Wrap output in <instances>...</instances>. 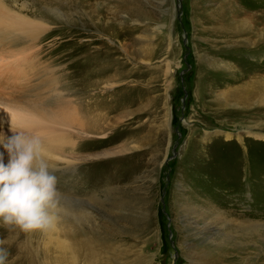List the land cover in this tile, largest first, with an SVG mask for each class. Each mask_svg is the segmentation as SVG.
I'll return each mask as SVG.
<instances>
[{"label":"rangeland","instance_id":"obj_1","mask_svg":"<svg viewBox=\"0 0 264 264\" xmlns=\"http://www.w3.org/2000/svg\"><path fill=\"white\" fill-rule=\"evenodd\" d=\"M8 1L75 30L0 43V109L73 143L43 152L55 226H0L7 264H264V0Z\"/></svg>","mask_w":264,"mask_h":264},{"label":"clouds","instance_id":"obj_2","mask_svg":"<svg viewBox=\"0 0 264 264\" xmlns=\"http://www.w3.org/2000/svg\"><path fill=\"white\" fill-rule=\"evenodd\" d=\"M11 133L0 143L9 157L5 164L0 156V226L23 233L47 231L57 220V176L44 159L38 137ZM7 258V250L0 247V264H7Z\"/></svg>","mask_w":264,"mask_h":264},{"label":"bare ground","instance_id":"obj_3","mask_svg":"<svg viewBox=\"0 0 264 264\" xmlns=\"http://www.w3.org/2000/svg\"><path fill=\"white\" fill-rule=\"evenodd\" d=\"M41 3H42V7L46 9L47 11H49V13L53 12L54 14H57V15L61 14V11L59 9L61 0H44ZM20 8L21 9L24 8V4H22ZM20 8L15 4L14 5L11 4L8 0H0V43L4 44L7 42L9 44V42L10 43L13 42L12 40L14 41L17 39L21 40L24 37L27 38L28 40L33 39V38H36V36H38L39 34H44L51 29L52 26L50 27L48 24L42 23L39 20L37 21V19L33 17H29L28 14L22 13ZM246 15H249V14H246ZM252 16H254L253 20H256V21L261 20L258 17H256V15H252ZM258 23L262 24L260 21H258ZM246 25H248V22L246 21V19L241 20V21L235 20L231 28L232 29L242 28L243 26H246ZM74 30H75L74 28L58 26L50 31L70 34L74 32ZM104 70H107L106 67H104ZM75 116L77 115H74V114L69 115L68 113H66L65 115H62L61 121L64 124H67L69 126H72V124H76L78 127L82 128L83 124L80 121H77ZM0 118L3 119L4 121V123L0 122V143L4 142L6 140V137L12 134L11 128L18 129V125H19V126H24V128L26 127L25 129L27 130L36 131V129L38 130L39 128H43L41 131H43L49 137L45 139V141H41L42 149L44 153L49 154L54 149H61L63 145H66V144H68L70 147H73L72 146L73 143L70 142V140L67 137L63 136L62 131L58 130V128H54L50 126L52 123L50 125H45L43 121H39L38 123L35 121L26 120L24 119V117H21V116H17L16 118L12 116L11 114H7V112L2 111V109H0ZM15 125H17V127ZM34 126L38 128H35ZM3 128L8 129V132L6 134L1 132ZM7 154L8 153L4 149V147L0 145V156H2V160L3 158L6 157ZM258 227L259 225L258 226L246 225L242 228L244 231L246 230V232L252 233L258 230Z\"/></svg>","mask_w":264,"mask_h":264}]
</instances>
